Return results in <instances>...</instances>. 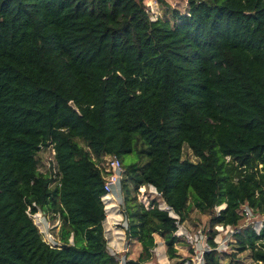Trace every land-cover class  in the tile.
Wrapping results in <instances>:
<instances>
[{"label":"trees","instance_id":"trees-1","mask_svg":"<svg viewBox=\"0 0 264 264\" xmlns=\"http://www.w3.org/2000/svg\"><path fill=\"white\" fill-rule=\"evenodd\" d=\"M186 2L152 19L143 0H0V264H149L154 234L177 258L175 219L146 186L179 222L192 189L213 246L244 206L264 214V0ZM49 144L60 187L37 170ZM106 153L125 168V235L142 246L123 263L92 159ZM39 210L59 216L60 245L42 239ZM233 239L264 264V221ZM205 261L221 264L215 250Z\"/></svg>","mask_w":264,"mask_h":264},{"label":"rangeland","instance_id":"rangeland-1","mask_svg":"<svg viewBox=\"0 0 264 264\" xmlns=\"http://www.w3.org/2000/svg\"><path fill=\"white\" fill-rule=\"evenodd\" d=\"M167 5H161L157 0H143L146 9L152 19L162 17L167 11V15L171 17V10L177 9L180 12H185L187 7L186 0H165ZM78 142L83 145L81 140ZM183 158L189 159L191 161H197V158L193 155L192 151L186 146H183ZM124 164H129L133 161H138V156L135 152L132 154H127L122 157ZM144 191L154 199L159 202V208H165L166 204L163 202L158 193H156L154 187L146 186ZM189 202L187 207L188 217L182 222L183 227H198L204 226L208 228L209 225V214L200 211L196 206V195L192 189L189 190ZM122 196H117L116 194L107 195L104 197V210L106 212V218L103 222L104 236L106 238L107 251L110 254H114L119 261L124 257L136 259L141 253L142 246L136 239H127L125 232V224L127 220L123 214L122 208ZM225 204L219 205L215 208V212H218L223 208ZM111 218V219H110ZM34 224L37 226L38 231L41 234L43 240L50 242L52 244L60 245V225L61 220L57 214L49 210L43 211L39 210L33 215ZM50 223L51 234H46L43 232V226L45 223ZM242 223V220L239 222ZM254 228L258 230L262 224L259 218L254 219ZM156 245L153 248V255L149 264H178L180 260L186 257L182 247L185 246L184 241L179 240L176 243V248L179 256L177 258H170L166 253V245L162 237L158 234H154ZM217 240H221V236L215 237ZM69 242L72 243V237L69 238ZM227 251L221 253L220 250H215L220 258L221 264H227L231 260V255L235 254V259L231 260V264H253L252 253L250 250L243 252H237L233 241L229 240Z\"/></svg>","mask_w":264,"mask_h":264},{"label":"built area","instance_id":"built-area-1","mask_svg":"<svg viewBox=\"0 0 264 264\" xmlns=\"http://www.w3.org/2000/svg\"><path fill=\"white\" fill-rule=\"evenodd\" d=\"M38 154L40 157V161L37 166V170L41 174L48 176L51 179L49 187H53L54 185L60 187V174L58 173V166L55 160L56 153L53 144H49L46 147L41 146ZM92 159L95 162V166L99 170L103 179V189L105 192V195L102 196L103 203L104 197L112 194H116L117 196L121 195L123 201L122 182L126 177V172L120 158L115 154L106 153L103 154L100 158L92 156ZM162 209L167 210L169 212V215L175 219L177 230L175 231L174 235L177 237V242L179 240H182L185 243V246L182 247V250H184L186 257L180 260L179 264H206L205 255L207 253H210L214 250H220L221 253L225 250L227 251L228 243L225 242L229 240L234 242L233 235L235 233L250 225L254 227L253 224L255 218H259L261 224L264 221V214L254 213L251 208L244 206L243 210L239 212L242 216V223H239L236 226L228 224L214 225L213 230H215L216 233L212 238V241L215 243V246H213L209 241V225L208 228H205L204 226L185 228L182 226V222H179V217L175 213H173V211L167 205ZM34 214L29 215L33 218ZM126 226L127 224H125V229ZM43 232H45L46 234L52 233L50 223H45V225L43 226ZM216 236H224V238H221V240H217L215 238ZM45 242L50 246L56 245L55 243L52 244L47 241ZM123 261L124 260L121 259L120 263H123Z\"/></svg>","mask_w":264,"mask_h":264}]
</instances>
